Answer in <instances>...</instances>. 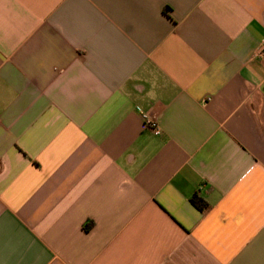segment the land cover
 I'll list each match as a JSON object with an SVG mask.
<instances>
[{
    "label": "crops",
    "instance_id": "0c3cea01",
    "mask_svg": "<svg viewBox=\"0 0 264 264\" xmlns=\"http://www.w3.org/2000/svg\"><path fill=\"white\" fill-rule=\"evenodd\" d=\"M263 40L264 0H0V264H264Z\"/></svg>",
    "mask_w": 264,
    "mask_h": 264
},
{
    "label": "built area",
    "instance_id": "2783aa9c",
    "mask_svg": "<svg viewBox=\"0 0 264 264\" xmlns=\"http://www.w3.org/2000/svg\"><path fill=\"white\" fill-rule=\"evenodd\" d=\"M256 57L260 58V59H264V40L262 42V45L259 49V51L256 53ZM144 121L146 123V126H148V128H150L155 135L159 136L161 134L160 132V127L157 123V121L154 118H151V116L144 114L143 115Z\"/></svg>",
    "mask_w": 264,
    "mask_h": 264
},
{
    "label": "trees",
    "instance_id": "16d2710c",
    "mask_svg": "<svg viewBox=\"0 0 264 264\" xmlns=\"http://www.w3.org/2000/svg\"><path fill=\"white\" fill-rule=\"evenodd\" d=\"M197 199H198V198H197ZM196 202H197L198 205H201L200 203H203L201 199H198ZM203 208H204V210H206V206H205V207L202 206V209H203Z\"/></svg>",
    "mask_w": 264,
    "mask_h": 264
}]
</instances>
